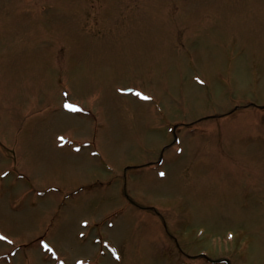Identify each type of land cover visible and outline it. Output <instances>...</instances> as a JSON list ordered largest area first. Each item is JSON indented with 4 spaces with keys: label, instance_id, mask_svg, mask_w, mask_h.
Wrapping results in <instances>:
<instances>
[{
    "label": "rangeland",
    "instance_id": "1",
    "mask_svg": "<svg viewBox=\"0 0 264 264\" xmlns=\"http://www.w3.org/2000/svg\"><path fill=\"white\" fill-rule=\"evenodd\" d=\"M259 106L264 0H0V264H264Z\"/></svg>",
    "mask_w": 264,
    "mask_h": 264
},
{
    "label": "snow or ice",
    "instance_id": "2",
    "mask_svg": "<svg viewBox=\"0 0 264 264\" xmlns=\"http://www.w3.org/2000/svg\"><path fill=\"white\" fill-rule=\"evenodd\" d=\"M146 98V97H145ZM73 110H78V109H73ZM163 175V174H162Z\"/></svg>",
    "mask_w": 264,
    "mask_h": 264
}]
</instances>
